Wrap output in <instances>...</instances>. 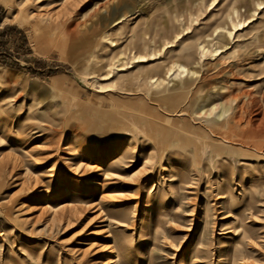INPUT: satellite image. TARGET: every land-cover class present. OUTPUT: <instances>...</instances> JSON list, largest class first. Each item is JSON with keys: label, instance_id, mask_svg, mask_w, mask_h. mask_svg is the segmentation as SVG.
I'll use <instances>...</instances> for the list:
<instances>
[{"label": "rangeland", "instance_id": "1", "mask_svg": "<svg viewBox=\"0 0 264 264\" xmlns=\"http://www.w3.org/2000/svg\"><path fill=\"white\" fill-rule=\"evenodd\" d=\"M5 26L0 264H264V0H0Z\"/></svg>", "mask_w": 264, "mask_h": 264}, {"label": "bare ground", "instance_id": "2", "mask_svg": "<svg viewBox=\"0 0 264 264\" xmlns=\"http://www.w3.org/2000/svg\"><path fill=\"white\" fill-rule=\"evenodd\" d=\"M31 1H35V2H40V0H31ZM48 1H50V0H48ZM72 2V1H71ZM67 3V2H64L63 4H62V7H61V9H62V11H60L61 13H60V15L61 14H65L66 15V18L64 19L65 20V25H67V24H70V19H69V17H70V14H71V9H72V5H73V3ZM258 5H260L261 4V2H259V3H257ZM261 7V6H260ZM235 8V7H234ZM234 8H232L233 9V12H236L238 9H234ZM97 12L98 11H96L95 12V14H97ZM236 14H237V12H236ZM56 18H58V16L56 17ZM238 24L240 23L239 21L237 22ZM234 24L236 25V23L234 22ZM82 25L84 26V20H83V22H82ZM230 33L231 32H229V31H227V35H230ZM199 49L201 50V52L203 53L206 49H205V47L203 46V45H200L199 46ZM144 60V58H140V59H138L137 61H143ZM118 69H121V68H118ZM105 75H107V74H105ZM108 77V76H107ZM106 79V78H105ZM163 80L162 79H155L154 80V83H155V85L157 86V87H159L163 82H162ZM261 99H262V101H264V90H263V92H261ZM253 102V99H250V101H249V104L251 105V103ZM227 109L226 108H224V109H222V112L221 113H219L218 114V116H221L225 111H226ZM211 112V110H209V113ZM262 120H264V112H263V116H262ZM246 132V131H245ZM252 134L253 135H251V136H253V137H256L257 136V133H254V132H252ZM251 146L253 147V148H255V149H257V150H259L260 151V146H259V144L257 143V142H251ZM68 147V146H67ZM126 150V149H125ZM261 152V151H260ZM128 152L127 151H124V153H123V155L121 156V157H118V158H116V159H113L110 163H108L107 164V166H106V169H108V170H110V169H115V168H117L118 167V163L119 162H122V160L124 159V157L126 156V154H127ZM72 159V158H71ZM71 159H69V158H67L66 160H71ZM101 165V164H100ZM102 168V167H101ZM98 169H100V166H98V168H97V170ZM101 171V170H100ZM102 172V171H101ZM104 172V171H103ZM101 175V174H100ZM102 175H103V178L104 179H107V180H110V179H114V178H116V177H118L117 176V174L116 173H114L113 171H109V172H105L104 174L102 173ZM109 183H114L113 181H108ZM86 183V182H85ZM87 183H89V184H87V186L88 185H91V183L93 184V182H92V180L91 181H89V182H87ZM184 186V188H190V187H192V181H186L184 184H183ZM95 187V186H94ZM92 188V187H91ZM72 189V188H71ZM74 190V189H73ZM90 190V189H89ZM94 190V189H93ZM90 191H92V190H90ZM218 197H223V193H220L219 195H218ZM149 201V200H148ZM66 210V209H65ZM70 210V209H69ZM62 212V211H61ZM60 212V213H61ZM186 215H189V214H186ZM62 216H66V219H68L70 216H71V213L70 212H68L67 214H60V216H59V218L61 219V218H63ZM189 229V228H188ZM242 231V230H241ZM93 243H95V242H92V244ZM112 246V244L111 245H109V247H111ZM108 247V248H109ZM231 256V255H230ZM230 261H233V259H231ZM112 262V259L108 262V263H111Z\"/></svg>", "mask_w": 264, "mask_h": 264}, {"label": "trees", "instance_id": "3", "mask_svg": "<svg viewBox=\"0 0 264 264\" xmlns=\"http://www.w3.org/2000/svg\"><path fill=\"white\" fill-rule=\"evenodd\" d=\"M14 31L15 29H14V27H9V26H5V27H3L2 29H0V38L1 37H8L7 39H5V40H1L0 39V55H7L8 54V47H7V43L10 41H12V40H14V44L15 45H13V46H15V49H21V47H23L22 49L24 50V51H27V48L26 47H24L25 46V44H26V41H25V37L22 35V33H21V31H17L18 32V34H19V38L17 39V38H15V39H10V37H11V35H9V32L10 31ZM19 44V45H18Z\"/></svg>", "mask_w": 264, "mask_h": 264}]
</instances>
